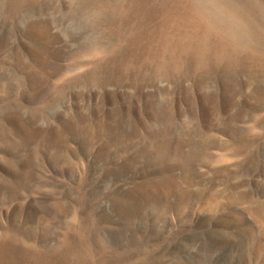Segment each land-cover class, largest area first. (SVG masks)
Returning a JSON list of instances; mask_svg holds the SVG:
<instances>
[{"label": "rangeland", "instance_id": "obj_1", "mask_svg": "<svg viewBox=\"0 0 264 264\" xmlns=\"http://www.w3.org/2000/svg\"><path fill=\"white\" fill-rule=\"evenodd\" d=\"M0 264H264V0H0Z\"/></svg>", "mask_w": 264, "mask_h": 264}]
</instances>
